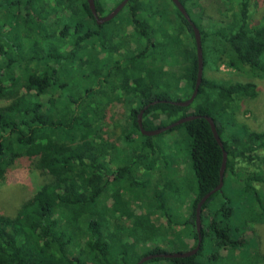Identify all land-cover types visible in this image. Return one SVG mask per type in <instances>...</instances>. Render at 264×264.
<instances>
[{
  "label": "trees",
  "instance_id": "16d2710c",
  "mask_svg": "<svg viewBox=\"0 0 264 264\" xmlns=\"http://www.w3.org/2000/svg\"><path fill=\"white\" fill-rule=\"evenodd\" d=\"M181 1L201 31L204 54L203 80L188 106L172 101L189 99L195 89L196 37L172 0H129L103 24L88 0H0V100L9 101L0 105V181L22 158L49 176L17 214H0V264H136L176 243L171 202L182 200L185 187L158 178L147 191L161 146L141 131L144 107L146 129L199 115L160 133L184 128L190 137L197 188L182 200L188 211L181 225L194 246L197 204L220 183L223 163L206 116L214 118L228 159L222 190L202 208L199 252L142 264H253L258 257L249 249L264 223V129L240 122L236 110L241 98L258 96L259 86L207 73L226 64L264 78V17L251 24V0H236L237 8L222 12L227 19L205 25L200 0ZM95 3L100 15L115 7ZM171 13L185 31L173 28ZM173 55L180 58L170 69L175 74L167 67ZM117 103L128 114L120 136L103 132ZM140 203L149 211L138 212ZM156 210L166 223L152 220ZM138 244L148 249L140 252Z\"/></svg>",
  "mask_w": 264,
  "mask_h": 264
},
{
  "label": "rangeland",
  "instance_id": "374dc122",
  "mask_svg": "<svg viewBox=\"0 0 264 264\" xmlns=\"http://www.w3.org/2000/svg\"><path fill=\"white\" fill-rule=\"evenodd\" d=\"M106 6L112 9L115 5V0H104ZM205 8V15L203 17V24L210 25L215 24L218 21L227 19L225 10L228 6L234 5L237 8L236 0H200ZM228 2V3H227ZM171 5V4H170ZM190 5V4H189ZM173 7V5H171ZM192 13H197L199 10L194 6H190ZM126 12V11H125ZM223 12V13H222ZM231 16V12H229ZM264 17V0H251V24H257ZM168 18V16H167ZM173 28H177V25H173ZM181 30H178L180 32ZM185 31V30H182ZM186 32L182 34L184 39L188 40ZM171 61L167 63V67L170 73L175 74L170 69L175 68L180 62L178 55H173L169 58ZM208 75L216 76L226 81H255L260 93L255 98H241L237 104L236 117L237 119L248 125L254 130L264 129V78L251 77L247 73H239L234 68L221 64L218 71L209 70ZM180 83V81L178 82ZM182 82L180 83V85ZM8 100H0V105L8 103ZM127 111L120 103L113 105L109 111V117L105 122L103 132H112L115 136L121 135V125H126ZM165 117L162 116L161 119ZM158 122L160 120H157ZM155 142H158L161 146V150L158 152V159L156 160L155 170L151 174V184L147 185V191L151 193L154 190V186L157 183L158 178L166 180H175L178 185L185 187V193L182 200H186L192 197V190L197 188V181L195 179V173L192 167L190 157V137L188 136L184 128H178L171 132L164 134L154 135ZM121 146H123L122 139L119 140ZM49 180V176L40 170L34 160L22 158L18 159L16 163L9 169L6 176L0 181V214L15 215L21 209L22 204L28 199L44 182ZM193 190V191H194ZM195 192V191H194ZM176 201L171 202V213L173 220L177 223L171 230L170 235L176 237V243L173 245H166L164 248L168 252L178 250L186 251L194 246L196 240L187 235L189 230L185 229L183 221L187 217V205L184 202ZM141 204V203H140ZM138 208V205H134ZM138 212H148L149 208L143 204L139 205ZM152 220L157 223H166V217L161 211L156 210L151 213ZM258 233V242L254 244L249 250L252 254H257V258L254 259L253 264H264V223L256 225ZM184 239H186L184 241ZM187 242V243H186ZM148 249L147 244H138L137 250L145 252ZM209 249H204V252H209ZM148 264H172L166 259L153 260Z\"/></svg>",
  "mask_w": 264,
  "mask_h": 264
},
{
  "label": "water",
  "instance_id": "95a60500",
  "mask_svg": "<svg viewBox=\"0 0 264 264\" xmlns=\"http://www.w3.org/2000/svg\"><path fill=\"white\" fill-rule=\"evenodd\" d=\"M172 1L175 3V5L178 7V9L182 12V14L187 18V20L192 22L193 29L195 32V37H196L197 56H198V77H197L195 89H194V91H193V93L189 99L180 100V101H172L178 105L188 106L194 101V99L198 95L199 88H200V85H201L202 80H203L204 54H203L201 31H200L199 27L192 21L191 15H190L188 9L185 7V5L182 3V1L181 0H172ZM128 2H129V0H122L108 14L99 15V13L97 11L95 0H88L89 6H90L92 13L95 16L98 24H103V23H106V22L110 21L111 19H113L115 16H117L121 12V10L126 6V4ZM143 113H144V109L138 115V122H139V126L141 128L142 133H144L145 135L160 134V133H162L168 129H171L172 127L180 125V124L187 122L189 120L195 119L199 116V115H188V116H184L182 118H179L178 120H176V121H174L168 125H165V126H162V127L156 128V129H146L144 127V124H143ZM206 118L210 122L212 131L215 135V138L217 139V141L219 142L220 146L223 149V163H222V168H221V172H220V174H221L220 183L214 189H212L210 192L206 193L200 199V201L197 204L196 227H197V231H198V242L194 247H192L186 251H174V252L163 251V252H157V253H151V254L145 255L136 264H142L145 261L152 259L154 257H167V258L187 257V256L197 254L201 248V244L203 241L202 208H203L204 203L207 201V199L213 193H215L219 190L220 191L222 190V187L224 185V174H225V170H226V166H227V159H228V152L224 147L223 140H222V138H221V136L217 130V126H216L214 118L211 116H206Z\"/></svg>",
  "mask_w": 264,
  "mask_h": 264
},
{
  "label": "flooded vegetation",
  "instance_id": "af4514ba",
  "mask_svg": "<svg viewBox=\"0 0 264 264\" xmlns=\"http://www.w3.org/2000/svg\"><path fill=\"white\" fill-rule=\"evenodd\" d=\"M108 14V13H107ZM100 15V14H99ZM168 19H169V21L170 22H172V24L171 25H177V28H178V30H184L185 28L184 27H187V25H180V24H178L177 22H175L176 21V14H173V13H171V14H169L168 15ZM190 22V21H189ZM190 24H191V26L193 27V25H192V22H190ZM147 107H144V108H142V110L144 109V113H145V109H146ZM141 110V111H142ZM144 113H143V115H144Z\"/></svg>",
  "mask_w": 264,
  "mask_h": 264
}]
</instances>
